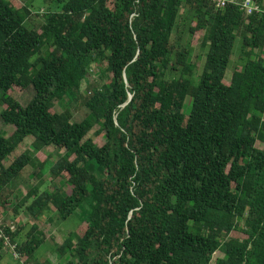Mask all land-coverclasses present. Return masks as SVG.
<instances>
[{"label":"trees","instance_id":"trees-1","mask_svg":"<svg viewBox=\"0 0 264 264\" xmlns=\"http://www.w3.org/2000/svg\"><path fill=\"white\" fill-rule=\"evenodd\" d=\"M43 1L35 28L32 4L0 0V218L13 211L0 257L10 246L17 264H52L38 223L52 212L81 217L57 248L65 264H213L218 251L215 264H264V0L251 14L242 0ZM94 65L107 82L88 87L86 117L57 111ZM29 87L23 105L14 91ZM50 146L65 155L51 162ZM29 166L39 183L20 196ZM22 213L37 223L13 227Z\"/></svg>","mask_w":264,"mask_h":264},{"label":"rangeland","instance_id":"rangeland-1","mask_svg":"<svg viewBox=\"0 0 264 264\" xmlns=\"http://www.w3.org/2000/svg\"><path fill=\"white\" fill-rule=\"evenodd\" d=\"M12 3L16 7H21L25 4H32V9L33 13L32 16L30 17L28 24L35 27V28H40L42 23L44 22V16L43 14L47 12L48 10V5L43 1V0H11ZM30 26V28H31ZM194 50L193 54L191 56V60L195 62L196 64V83H198V77L202 73L204 69V65L206 62V50H203L200 47V42L198 44V38L196 37L194 40ZM241 47L242 43L241 40L238 39L236 47L234 49V55H233V60L232 63L227 71V76L226 79L231 81L232 75L234 71L240 67L241 65ZM107 82V77L103 73L102 67L99 65H94L92 68L91 73L87 76L86 80L83 81L81 90L79 92H76L75 96H70L67 97L66 99L62 101H56L55 109L57 111H62L65 108H69L74 115V119L76 121H81L83 120L87 113L89 112L88 108L85 106V99L89 95L90 88L92 84L102 86L104 83ZM15 97L23 104L26 105L32 100V98L35 95V91L32 87L27 88L26 90H15L14 91ZM187 112L190 111L191 109V98H188L187 100ZM0 105V109H1ZM11 130V127L5 125L1 120H0V132L4 133H9ZM94 132V130L91 132V134ZM32 138H27L18 148L17 150L9 157V160L7 162L8 165H10L23 151L26 150H32ZM258 146L262 147L263 143L258 142ZM45 153H47L50 156V161L52 162L53 160L64 156L66 151L65 149H55L54 147L50 146L45 149ZM49 163L48 169L46 171V174L49 175L50 173V168L52 163ZM36 172L35 168L32 166H29L26 173L23 175V177L17 179L14 181L11 185L12 189H15V191L20 195L24 196L27 191L34 186L35 184L39 183L38 178L34 175ZM50 177V176H49ZM61 179L58 180V182ZM51 185V182H48L47 184L43 185L41 189H48L49 186ZM65 189H70V185L65 184L64 185ZM51 189V188H50ZM13 211H9L6 213L4 216L3 220L6 222L11 221V216H12ZM52 212L49 213L50 218L52 220L49 221V219H43L42 221H39V224H44L43 227L46 229V232L48 233V240L44 244V246L41 249V254H40V260L41 262H44L46 260H50L52 264H65L67 260H69L70 256L67 254L66 256H61L59 252L57 251L58 246L63 243L65 238L69 235L71 231H74L78 228V225L81 222V217L78 215H73L67 220H62L58 218L57 215L51 214ZM28 218V219H27ZM31 223H29L28 229L31 227V224L34 223V221L37 223L36 220L33 218H30L26 213H22L19 215L14 221H12L11 225L13 227H17L19 222L24 224L27 220H31ZM27 221V222H28ZM49 221V222H47ZM27 229V230H28ZM26 234V232H25ZM240 235V234H239ZM10 249V250H9ZM11 251V253H10ZM223 256V253L221 251H218L213 258V264H215L216 258ZM18 260L15 258L14 253H12V249L10 246L4 249L3 251V256L0 257V264H17Z\"/></svg>","mask_w":264,"mask_h":264},{"label":"built area","instance_id":"built-area-1","mask_svg":"<svg viewBox=\"0 0 264 264\" xmlns=\"http://www.w3.org/2000/svg\"><path fill=\"white\" fill-rule=\"evenodd\" d=\"M217 7H222L226 5L227 0H215ZM240 4L242 6V9L246 11L247 14L253 13L255 10H259V5L254 0H242L240 1ZM3 225V219L0 218V229ZM16 246H13V249ZM18 255V254H16Z\"/></svg>","mask_w":264,"mask_h":264},{"label":"water","instance_id":"water-1","mask_svg":"<svg viewBox=\"0 0 264 264\" xmlns=\"http://www.w3.org/2000/svg\"><path fill=\"white\" fill-rule=\"evenodd\" d=\"M132 97V96H131Z\"/></svg>","mask_w":264,"mask_h":264}]
</instances>
